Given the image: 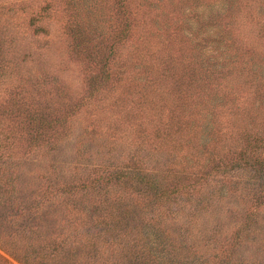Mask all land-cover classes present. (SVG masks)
<instances>
[{
	"label": "rangeland",
	"instance_id": "374dc122",
	"mask_svg": "<svg viewBox=\"0 0 264 264\" xmlns=\"http://www.w3.org/2000/svg\"><path fill=\"white\" fill-rule=\"evenodd\" d=\"M82 1L0 0V41L12 35L17 43L6 56V60L13 61L14 65L10 66L13 76L0 77V103L7 99L10 102V98L18 103L27 102L25 98L33 96L39 111L46 113L49 119L64 122L58 135H50L51 131L46 134L47 140L35 146H30L21 132L5 131L10 140L0 145V178L4 176L0 182V264H22L8 251L13 256L19 252V259H23L28 256L24 254L25 246L52 237L46 226L55 225L58 230L65 220L70 221V216L54 217L62 210L63 196L58 183L76 185L80 180H87L89 191L81 194L86 193L83 198L87 201L78 202L85 208L98 199L96 192L100 189L106 195L115 192L116 188L111 187L113 183L102 184L106 175L110 176L104 168L121 169L127 164L137 169L133 160L147 157L148 151L155 149L146 143L157 137L153 124H158L155 127L165 124L157 120L153 123L156 117L149 116L148 112L154 106L141 96L145 91L158 103L161 99L158 92L162 88L168 92L166 100L162 98L160 103L166 104L161 112L164 122L169 120L171 110H175V114L181 110L187 115L191 111L193 119L206 112L217 121L210 122L216 126V134L210 135L208 147H202L199 165L191 164L186 172H169L164 182L180 198L185 197L184 193L198 190L199 201L201 196L207 199L213 185L222 184V178L217 175L220 171L230 172L229 180L239 183L224 196L220 192L213 195L208 208L199 210L196 216L165 215L163 224H174L176 234L184 236L173 253L167 252L171 262L203 264L201 261L209 253L208 259L215 257V264H264V201L256 203L261 204L254 210L257 214L253 215L251 224L245 226L243 235L236 234L235 242H224L223 250H209L214 243L219 245L228 239L239 224V215L255 191L264 185V172L256 169L253 161L252 167L243 171L237 166L230 167L229 171L225 167L241 164L248 157L262 159L264 165V140L260 143L264 139V0H234L236 3L230 4L223 18L214 11L220 0H97V3L85 0L86 4ZM204 9L215 18L202 22L204 17L200 11ZM198 16L202 29L192 38L186 37L188 19ZM30 20L35 24L32 21L31 25ZM95 21H99L103 33H95ZM126 21L132 24L133 32L127 41L119 44L116 33ZM218 28L223 29V36L210 39L215 38L224 48L214 55L217 60L203 61L200 58L205 44L201 41L203 31ZM115 49L119 52L114 53ZM108 65L117 73L110 85L102 80ZM99 89H104L105 93ZM200 104L205 106L197 109ZM84 131L90 135L88 141L80 145L79 137ZM192 146L193 142H188L182 153ZM79 147L83 155L76 158ZM167 156L154 151L153 158L147 157L143 167L158 173L159 166L166 165ZM168 168L163 169L165 173ZM196 180L193 191L187 184ZM134 184H138L137 180ZM120 188L117 187V191ZM8 189L18 194L9 198ZM37 193L41 194L39 201H32ZM42 195H47L44 201ZM8 199L15 206L13 211L22 214L20 219H10L15 212L8 213ZM110 205L100 206L98 212L106 213ZM128 205L129 202H124L120 206ZM29 209L33 210V216L25 213ZM87 213L88 216L94 214ZM142 213L138 218L135 215L136 222L128 219L130 226L116 231L119 239H126L123 244L126 249L128 239L139 236L137 231L131 233L125 228L143 227L145 214ZM36 231L46 233L37 238ZM110 236L107 230L104 237L109 239ZM69 247L68 243L66 248ZM193 248L197 252L185 251ZM110 255L107 254L105 264L125 263L120 256L116 257L117 251L115 256ZM29 257L32 264H55L56 260L47 258L39 262V256ZM69 257L73 259V255ZM100 262L95 259L93 264Z\"/></svg>",
	"mask_w": 264,
	"mask_h": 264
},
{
	"label": "trees",
	"instance_id": "16d2710c",
	"mask_svg": "<svg viewBox=\"0 0 264 264\" xmlns=\"http://www.w3.org/2000/svg\"><path fill=\"white\" fill-rule=\"evenodd\" d=\"M236 1L220 0L219 5L215 7L214 11L218 13L220 18H223L229 12L227 8L230 6V4L233 6ZM87 2L88 1L85 0L82 1V3L84 4H86ZM97 2L98 1L96 0L95 3ZM119 2H121V0H119ZM43 14L44 17L47 16L44 12ZM200 15L204 17V20H202V22H207V19L209 17L215 18L212 13H207L206 9H204V11H200ZM199 18L200 17L198 16L197 19H188L189 30L185 34L186 37L192 38L193 35L195 36V33L197 31H200V29H202V25H198V23L201 22ZM32 21L35 24V21ZM32 21L30 20L31 25H33ZM96 23L97 25L94 26L95 33H103V27H100L98 25L99 21H97ZM123 26L124 27L116 33V38L119 40V44L122 41H127L133 32L132 24L130 22L126 21ZM222 31L223 29L221 30L219 28L213 31H210V29L203 31L204 36L201 37V41L203 43L205 42V44L200 50V58L203 61H205L206 59L214 58L217 50L220 51L222 50V48H224L221 47L220 44L216 43V40H214L215 38L210 39L212 37L223 36ZM8 36V40L5 41L4 39H2L0 41V77L13 76V70H11L10 68V66H12L13 64V61L6 60V56L9 54V52L12 51L11 49H14L13 45H15L16 40H13L14 38L12 35ZM202 38L204 40H202ZM224 40L225 38L223 39V41ZM118 52L119 49H115L114 53ZM141 60L142 59H140V61ZM215 60H217V56L214 58V61ZM116 75V70L111 69V67H109L108 65L102 79L104 84L110 85L111 80H113V77ZM165 87L167 90L166 84ZM99 91L101 93H105L104 89L102 91L99 89ZM158 93H161L159 94V99H161L158 103H156L153 98L149 96L145 91L143 92V96H141V98H144L148 102V104L154 106V109L148 112L149 116L156 117V119L152 118L153 123L155 120L162 124L165 123L162 127H155L158 124L152 123L154 128L157 129V137L152 141H146V143H149L147 144L148 147L151 148V146H153L155 149L151 151L149 150L146 156L153 158L154 151H156L160 155H168L167 157L169 158H167V160L165 161L166 165L159 166L157 170V172H159L154 173L156 170L152 168L145 169L143 167V164L146 165L148 158L139 156L135 160H133V163L137 166V169L135 167V169H131L129 166H126L127 164H124V166H122L123 168L121 169L104 168V171H108V175L110 176L108 177L106 175V179L102 180V184L103 186H110L113 183L111 187L113 189L116 188L115 192H113L111 195H106V192H103L100 189L96 192L98 199L93 200L91 204H88V206L85 208H82L81 205L78 204V202L80 200L87 201L86 198H83L86 193L84 192V195H81L82 191H89V183H87V180H80L76 185H73V183L72 185H68L65 183L61 184V182L58 183L59 185H57V187H59V190L61 189V194L63 196V201L60 203L62 210L60 211L61 213L54 217L68 218L70 216V221L65 220L62 223L63 227L60 226L58 230L55 225H53L55 228L46 226V231L52 237L47 236L41 241L36 240L32 244H28L27 246H25L24 250L26 251L24 252V254L28 256L23 257V259H19V252H17L18 255L13 256L11 251H8V253L13 258H15L16 260H20L22 264H32L31 260L29 259V256H31L32 254H34L36 257L39 256V262L47 258L50 260L56 258L54 262L55 264L58 262L60 264H93L94 260L97 259L101 260L99 264H105V261L109 258H107V254H111L110 256H115L117 251L116 257L120 256L119 258L125 261V263L123 264H173L170 260L171 255L169 256L167 252L173 253V251H175V249L177 248V242H180L182 239H184V236H182V234H176L177 226H174V224L173 226L175 228L172 225L169 226L163 224V218L166 217L165 215L168 214L169 217L176 215H179L181 217L196 216L199 210H206L208 208L209 202L213 195L220 192V194H223L224 196L228 192L232 191L235 184L239 183L237 181L229 180L228 176L231 175L230 172L228 174L227 171H220L217 175L222 178V184L219 185V187L217 185H213V191L207 194V199L201 196V201H199V196H196L198 194V190H194L198 180L194 181V183L187 184L188 188H192L194 192H191L189 194L184 193L185 197H181L182 199L180 197H177L179 194L175 190H173L172 187H169L164 182V180L169 176V172L179 170H181L180 172H186L191 167V164L196 163L197 166L199 165L202 159V147H208L209 138L211 139L210 135L216 134V126H214V124L210 122L217 121L215 120V117L209 118L212 114H207L206 112L201 113L199 115V118L193 119V114H191V111L189 112L190 115H187L184 111L181 110L179 111V114H175V110H169V120L167 119L168 121L164 122L165 118L163 117L162 113L166 107V104L162 106V104L160 105V103L161 101L166 100V93L168 92H165L162 88ZM10 99V102H8L7 99L5 102L0 103V145H3L2 141L10 140V138H8V134H6L5 131L15 133L21 132L20 134L25 135L27 142L30 143V146H35L39 141L47 140L46 134L51 133V131L52 133L50 135H58V130L61 131V128L64 126V122L62 120L49 119V116L46 113L39 111V108L37 106L35 107V104L37 102L34 101L33 96H28L27 98H25L27 102L22 100L21 103H18L14 98ZM203 106H205V104H200L199 108L197 109H200ZM187 118L189 120H187ZM233 124L236 123L233 122ZM162 132L163 134L161 135L160 133ZM89 135L90 133L84 131V133L79 137L82 141L78 143L82 145L83 141H88L87 137H89ZM93 137L94 136H92L91 138L92 140ZM262 140L264 139H261V144ZM158 141L159 144H157ZM188 142H193L194 146L190 147L188 151L186 150L185 153H182L184 152V146L187 145ZM142 143H145V141L142 140ZM75 154L76 158L83 155L80 147ZM178 155L179 157L176 158ZM180 158L183 159L182 163L179 162ZM251 161L256 164L254 166L256 167V169H259L260 171L262 170V172H264V165L262 164L263 160L259 158L250 159L248 157L246 159H243L241 164L237 163L225 167L229 171L230 167L237 166L240 171H243L246 170V168L248 169L252 167L253 162ZM162 167H169L167 173L164 172V168ZM131 175H133L134 178H131ZM3 179L4 176L0 178V182L3 181ZM136 180L138 184L135 185L134 181ZM96 181L98 182L99 179H96ZM4 182H6V180ZM99 184L100 183L98 182L97 185ZM50 185L53 186L52 184ZM119 186L121 187L120 191H117V187ZM95 187L96 186L94 185V189ZM106 191L109 192L108 189H106ZM13 192L14 190L11 191L8 189L9 198L14 197L18 194H12ZM52 192L53 190L51 191V193ZM133 194L134 197H131V195ZM39 195L41 194L37 193V195H34L32 197V201H39ZM42 197L44 201V198H46L47 195H42ZM72 197L74 198V201L70 200V198ZM51 198L56 199L55 195H51ZM217 199L222 200L221 198L219 199L218 196ZM259 200L262 202L264 201V185L258 191H255L254 196L251 197V201L247 204L243 213L239 215V224L237 225V227H235V230L231 233V235L227 237L228 239L226 238L227 240L223 241L222 244L219 245H216V243H214L211 247H209L210 252L215 250H223L226 247L224 242L229 243L231 242V240L235 242L237 237L236 234H242L245 226H249L251 224L250 221L253 218V215L257 214L256 212H254V210H256L258 206H260V202L258 205L256 204ZM124 202H129V205L127 207H121L120 205ZM107 203H111L112 205L110 206L112 207L108 206L107 211L104 214H102V212H98V208L102 205H106ZM193 203L194 205H192ZM14 208L15 206L12 200L8 199V213L12 214L13 212H15V215L10 216V219H20L19 216L22 214H19L18 211H13ZM32 209H29L28 211L25 210V213H27V215L29 216H33ZM87 211L93 212L94 214L88 216ZM141 212H143L142 214H145V219L143 222H141V224L144 223V226H138V228H125L126 231H130L131 233L132 230L137 231L139 236V238L136 237L132 240L128 239L129 241L127 242L126 249V246H123L126 239H119V233L116 231L121 230V228L123 230L124 226L129 225V223L127 222L128 219L136 222V220L134 219L135 215L138 218V215ZM92 217H94L95 219H93ZM71 219H73L74 222ZM90 220L93 221L90 222ZM100 221L102 223H99ZM25 223L26 221H24L22 224L24 225ZM67 226L69 228H67ZM107 230H109L111 235L109 239L104 237V233L107 232ZM37 233H39V236L37 238H42L46 232L36 231V234ZM68 243L70 244V247L66 248V245ZM62 250H64L63 253L61 252ZM185 251L187 253L197 252V250L194 248L187 249ZM208 254L209 253L206 254V257L201 262H203V264H215V261L213 260L215 257H213V259H208ZM69 255H73V259L69 257ZM173 258L175 259L176 257ZM183 259L185 261L188 260L185 257H183ZM186 262L181 261L178 264H188ZM43 264H45V262Z\"/></svg>",
	"mask_w": 264,
	"mask_h": 264
}]
</instances>
